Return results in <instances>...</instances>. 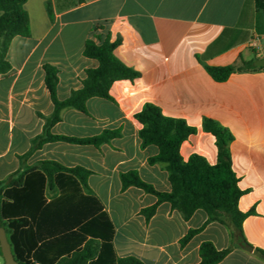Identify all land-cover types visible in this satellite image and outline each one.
Segmentation results:
<instances>
[{
	"label": "crops",
	"instance_id": "crops-1",
	"mask_svg": "<svg viewBox=\"0 0 264 264\" xmlns=\"http://www.w3.org/2000/svg\"><path fill=\"white\" fill-rule=\"evenodd\" d=\"M25 9L31 36L12 40L7 53L12 69L0 75V180L19 169L18 156L42 134L45 121L39 114L54 111L43 66L58 68L57 97L68 98L82 87L86 70L99 65L84 56V48L95 27L102 26L103 36L121 39L115 55L140 77L115 82L113 101L90 99L88 114L65 109L52 133L86 138L119 129L121 136L100 147L47 143L31 155L28 165L55 161L92 172L88 185L115 225L119 257L134 256L145 264H199L202 243L212 242L219 250L231 246L228 228L212 222L182 246L187 233L207 221L206 212L198 210L185 220L163 203L146 221L140 212L154 205L156 197L136 187L123 191L120 174L136 170L157 190H171L164 165L148 162L158 148L141 147L135 114L144 104L154 103L164 116L197 128L181 146L185 161L198 154L211 165L217 163L215 138L202 129L203 119L211 118L235 138L229 144L233 170L240 188L248 191L239 208L256 211L245 220L244 235L264 250V69L237 72L218 83L204 67H241L264 59V18L255 1L28 0ZM218 264H264V258L240 246Z\"/></svg>",
	"mask_w": 264,
	"mask_h": 264
},
{
	"label": "trees",
	"instance_id": "trees-1",
	"mask_svg": "<svg viewBox=\"0 0 264 264\" xmlns=\"http://www.w3.org/2000/svg\"><path fill=\"white\" fill-rule=\"evenodd\" d=\"M27 1L0 0V75L12 69L7 60L12 40L17 36H31L30 17L25 9ZM254 1L257 12L264 18V0ZM47 9L52 17L50 5ZM103 30L102 26H96L84 48V56L97 60L98 67L87 69L82 87L72 91L65 100L57 97L58 68L50 64L43 66L54 111L49 116L39 114L45 121L42 134L32 139L25 155L18 156L19 169L0 180V227L5 229L19 264H145L134 256H118L114 246L115 225L88 185L91 171L80 166L68 168L55 161L28 165L31 155L47 143L100 147L121 136L119 129L86 138L52 133L65 109L88 114L90 99L113 101L110 91L115 82L140 77L139 72L115 55L121 39L112 40L110 33L103 36ZM204 67L218 83L228 81L237 72L264 69L254 66L253 62H245L241 67L206 64ZM135 119L141 125V147L154 145L159 150L156 156L149 158V164H163L171 185L169 192L159 191L136 170L120 174L123 191L136 187L156 197L154 205L140 212L146 221L151 220L163 203H169L185 220L203 210L207 221L200 228L190 230L181 245L185 246L212 222L228 228L232 244L219 250L212 242L202 243L199 264H218L240 246L264 258V250L254 247L244 235L243 224L249 216L256 215V211L253 208L242 212L239 208L241 197L248 191L240 188L233 170L229 144L235 138L230 130L211 118L203 119L202 129L215 138L218 149L217 163L211 165L201 155L193 154L187 161L181 155L182 144L197 133V128L189 126L184 119L164 116L160 107L150 102L135 114Z\"/></svg>",
	"mask_w": 264,
	"mask_h": 264
},
{
	"label": "water",
	"instance_id": "water-1",
	"mask_svg": "<svg viewBox=\"0 0 264 264\" xmlns=\"http://www.w3.org/2000/svg\"><path fill=\"white\" fill-rule=\"evenodd\" d=\"M254 65L256 67L264 68V59L255 61ZM0 249L4 259V264H19L15 259L8 236L3 227H0Z\"/></svg>",
	"mask_w": 264,
	"mask_h": 264
},
{
	"label": "built area",
	"instance_id": "built-area-1",
	"mask_svg": "<svg viewBox=\"0 0 264 264\" xmlns=\"http://www.w3.org/2000/svg\"><path fill=\"white\" fill-rule=\"evenodd\" d=\"M4 262V259L2 257V255H0V264H2Z\"/></svg>",
	"mask_w": 264,
	"mask_h": 264
},
{
	"label": "rangeland",
	"instance_id": "rangeland-1",
	"mask_svg": "<svg viewBox=\"0 0 264 264\" xmlns=\"http://www.w3.org/2000/svg\"><path fill=\"white\" fill-rule=\"evenodd\" d=\"M2 264H4V262Z\"/></svg>",
	"mask_w": 264,
	"mask_h": 264
}]
</instances>
